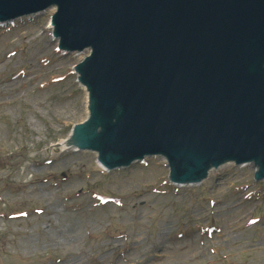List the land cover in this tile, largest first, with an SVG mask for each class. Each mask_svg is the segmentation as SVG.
<instances>
[{
	"label": "rangeland",
	"instance_id": "374dc122",
	"mask_svg": "<svg viewBox=\"0 0 264 264\" xmlns=\"http://www.w3.org/2000/svg\"><path fill=\"white\" fill-rule=\"evenodd\" d=\"M55 10L0 25V264H264L253 166L183 189L159 158L110 172L92 152L61 151L87 96L73 72L85 55L57 49Z\"/></svg>",
	"mask_w": 264,
	"mask_h": 264
},
{
	"label": "water",
	"instance_id": "95a60500",
	"mask_svg": "<svg viewBox=\"0 0 264 264\" xmlns=\"http://www.w3.org/2000/svg\"><path fill=\"white\" fill-rule=\"evenodd\" d=\"M52 7L58 48L91 50L69 146L108 170L161 156L183 189L227 162L264 179V0H0V23Z\"/></svg>",
	"mask_w": 264,
	"mask_h": 264
},
{
	"label": "bare ground",
	"instance_id": "6f19581e",
	"mask_svg": "<svg viewBox=\"0 0 264 264\" xmlns=\"http://www.w3.org/2000/svg\"><path fill=\"white\" fill-rule=\"evenodd\" d=\"M53 8V7H52ZM86 51V54H85V56H87L89 53H90V51H89V49H86L85 50ZM82 60H83V58H82ZM81 60V61H82ZM8 89L10 88V84H8L7 86H6ZM84 121H85V119H82V121L80 122V123H84ZM80 123H77V124H80ZM82 123V124H83ZM73 135V133H72V130L70 131V133H69V135L66 137V138H64V139H62V141L60 142V147H62L61 148V151L63 152V151H66V150H72V151H77V150H75L73 147H71V146H69V145H71L72 144V136ZM93 155L94 156H96V158H97V154L96 153H93ZM198 184H200V182H198V183H195V184H193V185H198ZM178 187H183V184H176ZM189 184L187 183V184H185V187H187ZM190 186V185H189ZM67 228V230H66V232H68V230L69 231H73L74 229H76V228H78V226L77 227H66ZM14 231H17V230H14ZM50 236L55 240V237L53 236V234H50ZM136 242L137 243H139L140 245H145V242H144V240L142 239H140V238H138V236L136 237ZM146 248V247H145ZM143 249L142 251H145L146 249ZM16 249H17V254H19V255H21L20 253H19V251H21V252H25V254L26 255H28V245H26V244H20V243H17V246H16ZM101 257H99V259H100ZM69 263L71 264L72 263V261H69ZM69 263H67V264H69ZM141 264V263H140Z\"/></svg>",
	"mask_w": 264,
	"mask_h": 264
}]
</instances>
